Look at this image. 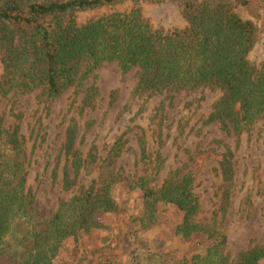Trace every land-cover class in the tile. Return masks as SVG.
<instances>
[{
	"label": "trees",
	"instance_id": "trees-1",
	"mask_svg": "<svg viewBox=\"0 0 264 264\" xmlns=\"http://www.w3.org/2000/svg\"><path fill=\"white\" fill-rule=\"evenodd\" d=\"M165 1L0 0V97L40 90L53 101L70 88L82 92L84 81L102 64L113 63L123 73L137 70L136 94L165 93L171 102L180 91L218 93L206 122L237 136L250 131L264 118V61L255 65L248 59L264 31V0H174L186 24L170 31L154 27L142 15V5ZM125 2L131 4L127 12L76 22L78 13ZM237 8L250 19L242 18ZM92 90L83 91L87 98ZM163 107L161 102L158 109ZM137 136L145 175L130 179L109 170L101 182L61 200L49 219L38 221L27 186L25 141L18 128L0 125V259L10 264H57L67 241L103 228L101 214L103 219L120 218L118 232L110 227L103 240L111 245L113 237L118 252L90 264H264V242L232 257L226 251L225 233L197 219L200 200L191 172L171 170L153 185L161 156L148 131ZM74 141L70 126L68 153ZM120 151L117 143L110 148V163ZM229 157L227 150L221 161L225 181L232 175ZM72 165L79 169L77 161ZM63 181L66 189L72 186L67 172ZM120 191L134 202L125 197L119 201ZM258 194L264 199V184ZM166 217L179 238L194 245L190 256H180L155 235L151 238Z\"/></svg>",
	"mask_w": 264,
	"mask_h": 264
},
{
	"label": "rangeland",
	"instance_id": "rangeland-1",
	"mask_svg": "<svg viewBox=\"0 0 264 264\" xmlns=\"http://www.w3.org/2000/svg\"><path fill=\"white\" fill-rule=\"evenodd\" d=\"M130 7L125 2L81 12L76 15V22L83 24L101 15L127 12ZM236 11L242 18L250 19L243 9ZM142 15L154 27L166 31L186 24L174 0L144 4ZM248 59L255 65L264 61V31H260ZM136 71L123 73L113 63L102 64L84 81V90L93 89L89 98L84 90L77 92L74 88L53 101L40 90L0 97V125L18 128L25 141L27 186L33 193L37 220L49 219L61 200L70 199L93 182H101L109 170L130 179L145 175L147 168L137 143V135L143 130L151 135L149 140L162 161L153 185L158 186L171 170L191 172L193 189L200 200L197 219L225 233L226 251L232 257L263 243L264 199L258 189L264 184V118L242 135L228 134L217 123L206 122L218 93L204 90L188 95L180 91L171 102L165 93L136 94ZM161 102L164 107L158 109ZM70 126L74 127L75 141L68 153L65 140ZM115 143L121 151L110 163L108 152ZM227 150L231 153L232 175L225 181L221 161ZM73 160L77 161L78 170L72 165ZM66 172L73 180L69 189L63 181ZM120 192L119 201L125 197L131 204L134 202ZM98 221L103 228L64 244L57 264H90L117 254L113 237L111 245L103 240L110 227L118 232L120 218L103 219L99 214ZM163 224L152 231L151 238L155 235L167 247L177 249L180 256H190L194 245L179 238L168 217ZM0 264L10 263L2 258Z\"/></svg>",
	"mask_w": 264,
	"mask_h": 264
}]
</instances>
